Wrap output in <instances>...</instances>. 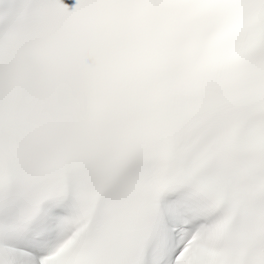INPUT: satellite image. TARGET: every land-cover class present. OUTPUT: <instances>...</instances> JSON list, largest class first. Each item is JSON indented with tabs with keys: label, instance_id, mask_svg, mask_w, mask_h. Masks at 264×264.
<instances>
[{
	"label": "snow or ice",
	"instance_id": "6c2138e0",
	"mask_svg": "<svg viewBox=\"0 0 264 264\" xmlns=\"http://www.w3.org/2000/svg\"><path fill=\"white\" fill-rule=\"evenodd\" d=\"M0 264H264V0H0Z\"/></svg>",
	"mask_w": 264,
	"mask_h": 264
}]
</instances>
